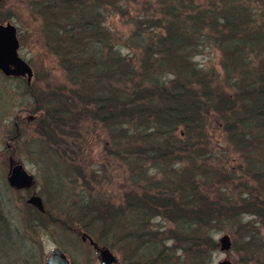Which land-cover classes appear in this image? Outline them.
Listing matches in <instances>:
<instances>
[{
    "label": "trees",
    "instance_id": "trees-1",
    "mask_svg": "<svg viewBox=\"0 0 264 264\" xmlns=\"http://www.w3.org/2000/svg\"><path fill=\"white\" fill-rule=\"evenodd\" d=\"M121 1L40 0L39 7L53 13L54 48L76 98L93 103L94 117L109 126L114 145L133 138L131 143L137 139L134 145L144 146L124 156L132 175L125 203L98 209V240L112 247L115 242L128 257L147 246L161 264L167 262V240L179 241L186 264H203L218 248L215 234L227 228L233 249L251 258L260 250L264 228V13L250 0H159L163 17H137L136 61L121 51L106 25ZM206 43L220 49L222 78L194 60ZM64 98L48 97L56 105L44 107L45 120L52 118L51 154L68 166L59 175L62 184L69 162H75L68 147L82 145L60 140L59 130L55 138V124L60 128L80 115L73 111L77 99ZM216 130L223 134V150L242 158L237 175L227 170L226 160H216ZM148 161L163 172L154 182L162 185L152 187L157 191L143 177L141 166ZM173 182L174 189L162 190ZM206 185L212 187L205 190ZM157 215L164 222L175 217L176 235L154 243L150 231H143Z\"/></svg>",
    "mask_w": 264,
    "mask_h": 264
},
{
    "label": "rangeland",
    "instance_id": "rangeland-1",
    "mask_svg": "<svg viewBox=\"0 0 264 264\" xmlns=\"http://www.w3.org/2000/svg\"><path fill=\"white\" fill-rule=\"evenodd\" d=\"M250 1L259 13H264V0ZM121 3L123 7L107 17L106 25L121 51L129 53L138 61L140 50L132 42V37L138 33L134 31L138 29L137 17H150L153 20L163 17L164 11L159 0H122ZM39 7L40 0H0V23L7 25L9 22L16 26L18 54L33 70L26 90L24 76L7 75L0 69V264H46L55 247L64 251L71 264H100L98 251L88 236H82L84 234L110 248L117 257V264H161L162 261L157 257L153 259V255L150 257L145 251L147 246L142 249L143 254L128 257L126 250L123 249L122 253L115 242L112 247L110 243L106 245L98 240V209H106L109 204L117 206L125 203V192L131 188L132 175L124 156L130 151H137L136 147L144 146L134 145L138 144L137 139L131 143L133 138L122 140L119 146L114 145L109 126L98 125L93 114V103L92 106L84 104L80 98H76L75 92L70 90V77L54 48L56 44L51 33L55 27L50 19L53 13L40 12ZM154 23L157 28H161L159 22ZM200 49L201 52L196 53L194 60L206 69L213 68V73L222 78L224 71L219 47L206 43ZM222 83L225 85L223 79ZM64 95L77 99L79 106L74 107L73 111L80 115L76 121L74 119L60 124V128L55 124L56 135L59 130V133H63L60 134V140L68 143L80 141L82 145L72 143L68 147V154L75 162H69L70 169L62 184L59 175L68 166L56 161V157L51 154L50 144L54 140L48 136L52 118L47 117L45 120L44 107L47 105L52 109L56 105L53 101L48 103L49 99L45 100L48 97L65 100ZM213 134L215 136L211 141L218 147L216 151L219 155H216V160H226L227 170L234 169L237 175L240 172L237 167L242 158L229 149L223 150L224 138L221 132L216 130ZM73 137H77V140ZM152 163L145 162L141 167L146 169L143 177L148 188L157 191L152 187L162 185L163 182H154L162 177L163 172L155 169ZM14 164H22L32 175L33 183L30 186L17 187L10 182L9 173ZM139 171L140 166L134 170ZM174 184H166L162 190L170 186L174 189ZM206 187L204 189L208 190L212 186ZM36 197L41 198L40 205L32 200ZM174 218L166 217L165 222L160 215L150 218L149 223L152 225L144 228L143 232L150 231L154 243L175 236ZM225 233L230 235L233 242L234 235L229 229L217 232L215 237L218 248L204 256L203 264H216L221 256L219 237ZM261 239L259 252L251 258L243 250L231 247L225 251L228 259L232 264H264L263 227ZM169 240L164 251L166 264H186V255L180 249L182 243L176 241L175 244ZM135 242L132 245L136 246Z\"/></svg>",
    "mask_w": 264,
    "mask_h": 264
},
{
    "label": "water",
    "instance_id": "water-1",
    "mask_svg": "<svg viewBox=\"0 0 264 264\" xmlns=\"http://www.w3.org/2000/svg\"><path fill=\"white\" fill-rule=\"evenodd\" d=\"M19 39L17 36V28L11 23L7 25L0 23V69L7 75L24 76L27 81H30L33 76L31 65L18 54ZM9 180L12 184L19 186H30L33 183V177L23 167L22 164H14L9 173ZM40 205V197L32 198ZM83 237L88 236L90 242L99 253L100 264H117V257L113 251L98 244L92 236L84 234ZM220 249L228 251L232 247V240L228 233L221 236ZM46 264H71L66 254L60 247H55L51 250L50 256L46 260ZM222 264H232L227 259Z\"/></svg>",
    "mask_w": 264,
    "mask_h": 264
},
{
    "label": "clouds",
    "instance_id": "clouds-1",
    "mask_svg": "<svg viewBox=\"0 0 264 264\" xmlns=\"http://www.w3.org/2000/svg\"><path fill=\"white\" fill-rule=\"evenodd\" d=\"M222 237H219V240H221ZM221 256L218 260H216V264H222L223 261L227 260V253L225 251L220 250Z\"/></svg>",
    "mask_w": 264,
    "mask_h": 264
},
{
    "label": "bare ground",
    "instance_id": "bare-ground-1",
    "mask_svg": "<svg viewBox=\"0 0 264 264\" xmlns=\"http://www.w3.org/2000/svg\"><path fill=\"white\" fill-rule=\"evenodd\" d=\"M15 77H18L17 75Z\"/></svg>",
    "mask_w": 264,
    "mask_h": 264
}]
</instances>
